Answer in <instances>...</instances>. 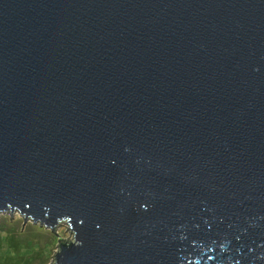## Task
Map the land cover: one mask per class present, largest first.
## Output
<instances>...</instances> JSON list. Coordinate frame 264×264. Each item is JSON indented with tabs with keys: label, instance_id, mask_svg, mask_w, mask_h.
I'll list each match as a JSON object with an SVG mask.
<instances>
[{
	"label": "water",
	"instance_id": "water-1",
	"mask_svg": "<svg viewBox=\"0 0 264 264\" xmlns=\"http://www.w3.org/2000/svg\"><path fill=\"white\" fill-rule=\"evenodd\" d=\"M15 211L50 264H264V0H0Z\"/></svg>",
	"mask_w": 264,
	"mask_h": 264
},
{
	"label": "rangeland",
	"instance_id": "rangeland-1",
	"mask_svg": "<svg viewBox=\"0 0 264 264\" xmlns=\"http://www.w3.org/2000/svg\"><path fill=\"white\" fill-rule=\"evenodd\" d=\"M0 213V264H50L60 237L72 239L69 225L55 232L41 224L25 221L19 212Z\"/></svg>",
	"mask_w": 264,
	"mask_h": 264
}]
</instances>
